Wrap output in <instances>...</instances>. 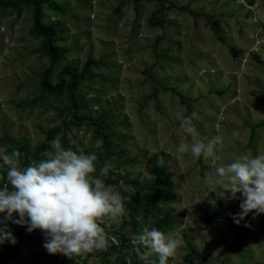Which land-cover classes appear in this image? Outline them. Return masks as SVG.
Listing matches in <instances>:
<instances>
[{
	"label": "rangeland",
	"instance_id": "374dc122",
	"mask_svg": "<svg viewBox=\"0 0 264 264\" xmlns=\"http://www.w3.org/2000/svg\"><path fill=\"white\" fill-rule=\"evenodd\" d=\"M50 1L42 23L54 25L64 51L50 84L67 83L62 71L80 73L89 59L101 64L74 88L76 110L65 86L43 91L50 60L32 31V6L0 0V150L28 166L53 152L34 154L55 130L63 148L96 155L94 175L121 194L127 214L102 218L107 248L71 258L49 254L41 231L0 214L16 240L0 244V264H143L133 236L152 227L181 233L168 264H264V216L238 225L239 194L207 181L214 166L264 154V0ZM192 112L200 137L222 138L215 165L175 151L191 142L178 115Z\"/></svg>",
	"mask_w": 264,
	"mask_h": 264
},
{
	"label": "clouds",
	"instance_id": "9594fccd",
	"mask_svg": "<svg viewBox=\"0 0 264 264\" xmlns=\"http://www.w3.org/2000/svg\"><path fill=\"white\" fill-rule=\"evenodd\" d=\"M178 119L191 142L182 141L175 151L190 153L195 158L203 156L205 160L211 158L215 165L216 148L222 138L200 137L194 125L198 119L196 112L178 115ZM50 145L53 152L46 154L47 159L28 166L20 165L19 152L5 154L0 150L2 166L7 168V182L0 186V214H5L7 221L25 226L29 233L41 231L45 236L43 247L49 254L71 258L107 248L109 237L100 224L104 217L116 219L127 214L123 197L94 175V153L65 149L59 139L52 140ZM207 181L226 185L221 195L228 192L232 199H237L239 194L241 212L234 217L238 225L249 213L264 214V154H242L227 165L214 166ZM5 241L16 243L6 228L0 229V244ZM183 242L175 229L165 233L156 227L143 228L133 236V243L138 245L135 251L143 264H168ZM153 256L156 260L151 259Z\"/></svg>",
	"mask_w": 264,
	"mask_h": 264
},
{
	"label": "trees",
	"instance_id": "16d2710c",
	"mask_svg": "<svg viewBox=\"0 0 264 264\" xmlns=\"http://www.w3.org/2000/svg\"><path fill=\"white\" fill-rule=\"evenodd\" d=\"M24 2L32 6V31L41 39L40 51L44 53L50 60L49 67L41 74L40 77L41 89L47 93H56L65 86L68 93V99L76 110L77 106L74 97V88L77 86L80 80L84 79L85 74L88 72L90 67L98 66L99 64H101V60H87L82 66L80 73L74 71L73 68L64 69L62 73L68 78V82L64 83V81H60L57 85H51L49 82L50 74L52 72L54 64L58 61L59 58L63 56L64 51L57 50L54 46L57 35V30L54 25H43L42 23V6L47 5L49 9H54V6L50 0H24ZM96 126L97 128H100L98 124H96ZM54 133L55 130L49 131L47 133L46 141L36 147L34 153L35 155L41 154L51 149L50 142L52 141V136L54 135ZM97 135H99V133ZM164 176H166L165 170L161 169L158 172V179L155 181V184L162 183V178ZM105 182L108 183V181ZM256 216L258 218H261L264 216V214Z\"/></svg>",
	"mask_w": 264,
	"mask_h": 264
}]
</instances>
